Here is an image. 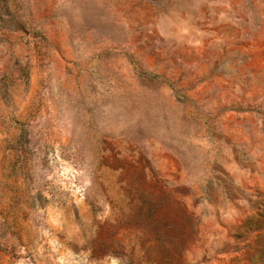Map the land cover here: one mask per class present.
Returning a JSON list of instances; mask_svg holds the SVG:
<instances>
[{"label":"rangeland","instance_id":"374dc122","mask_svg":"<svg viewBox=\"0 0 264 264\" xmlns=\"http://www.w3.org/2000/svg\"><path fill=\"white\" fill-rule=\"evenodd\" d=\"M0 264H264V0H0Z\"/></svg>","mask_w":264,"mask_h":264}]
</instances>
